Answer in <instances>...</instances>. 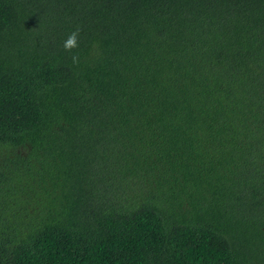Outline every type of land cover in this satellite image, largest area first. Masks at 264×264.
Returning a JSON list of instances; mask_svg holds the SVG:
<instances>
[{"label": "trees", "instance_id": "trees-1", "mask_svg": "<svg viewBox=\"0 0 264 264\" xmlns=\"http://www.w3.org/2000/svg\"><path fill=\"white\" fill-rule=\"evenodd\" d=\"M0 264H264V0H0Z\"/></svg>", "mask_w": 264, "mask_h": 264}, {"label": "clouds", "instance_id": "clouds-1", "mask_svg": "<svg viewBox=\"0 0 264 264\" xmlns=\"http://www.w3.org/2000/svg\"><path fill=\"white\" fill-rule=\"evenodd\" d=\"M78 36H79V29L71 32L66 41L63 43V48L65 51H71L74 48L78 47ZM78 61V55H73L72 62L75 64Z\"/></svg>", "mask_w": 264, "mask_h": 264}]
</instances>
